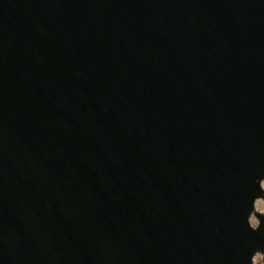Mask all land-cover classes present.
<instances>
[{"label":"water","instance_id":"obj_1","mask_svg":"<svg viewBox=\"0 0 264 264\" xmlns=\"http://www.w3.org/2000/svg\"><path fill=\"white\" fill-rule=\"evenodd\" d=\"M263 182L264 0H0V264L264 262Z\"/></svg>","mask_w":264,"mask_h":264},{"label":"rangeland","instance_id":"obj_2","mask_svg":"<svg viewBox=\"0 0 264 264\" xmlns=\"http://www.w3.org/2000/svg\"><path fill=\"white\" fill-rule=\"evenodd\" d=\"M263 185H264V182H263ZM257 208H264V200H262V199H258L257 200V202H256V209ZM251 219L253 221V224L256 225L257 218L255 216H252ZM254 264H264V262L262 261V255L261 254H257L254 257Z\"/></svg>","mask_w":264,"mask_h":264}]
</instances>
